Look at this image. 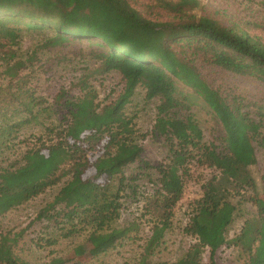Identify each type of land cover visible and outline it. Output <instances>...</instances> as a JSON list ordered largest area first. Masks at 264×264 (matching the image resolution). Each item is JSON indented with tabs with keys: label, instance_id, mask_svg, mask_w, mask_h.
<instances>
[{
	"label": "trees",
	"instance_id": "obj_1",
	"mask_svg": "<svg viewBox=\"0 0 264 264\" xmlns=\"http://www.w3.org/2000/svg\"><path fill=\"white\" fill-rule=\"evenodd\" d=\"M195 5L197 0H178L169 6L182 11ZM20 20L27 27L51 28L55 33L51 44L98 39L96 44L105 48L99 55L103 68L118 71L124 87L107 103L97 101L88 85H82L81 95L76 97L62 87L51 104L41 106L38 98L20 85H0V102L7 95L0 103V148L8 144L13 129L5 121L7 112L37 116L56 107L62 116L57 125L45 128L46 139L38 137L25 151L22 162L0 167V215L66 177L37 217L62 223L63 236L86 227L92 246L114 248L139 230L136 219L113 225L120 216L123 196L137 197L139 175L126 176L123 169L139 161L158 173V187L144 197L142 215L152 219L138 261L144 264L170 227L173 208L182 197L193 162L214 172L201 185L202 195L194 201L183 228L194 242L178 264H199L205 248L210 264H217L215 254L227 244L225 234L238 210L237 202L244 200L247 190L257 193L250 166L256 163L253 141L264 147V121L247 110L249 101L237 94L223 95L204 79L194 59L264 81V43L206 15L177 22L152 21L129 0H0V53L4 71L11 76L23 65L11 63L15 52L7 48L17 44L19 33L12 23ZM176 48L190 50V54L181 55ZM178 83L191 88L221 125L219 143L205 142L197 121L191 114L181 113L189 103L180 96ZM138 85L145 89L146 99H158L151 133L163 136L168 143L167 158L158 165L142 159V146L134 140L133 119L124 112ZM90 166L94 173L85 176ZM261 201L258 213L246 218L232 239L244 254L243 264H264V199ZM17 239L9 232L0 234V264H30L15 255Z\"/></svg>",
	"mask_w": 264,
	"mask_h": 264
},
{
	"label": "rangeland",
	"instance_id": "obj_2",
	"mask_svg": "<svg viewBox=\"0 0 264 264\" xmlns=\"http://www.w3.org/2000/svg\"><path fill=\"white\" fill-rule=\"evenodd\" d=\"M177 1L129 0V3L143 17L157 22H177L187 19L188 16H211L224 25L235 27L264 43V0H197V5L185 6L182 11L169 6ZM12 24L17 27L19 37L17 44L7 46L15 52L11 63L19 61L23 65L20 64L11 76L4 71L5 65L0 53V85L9 82L10 85H20L22 89H27L38 98L41 106L51 104L62 87L69 96L76 97L81 95L80 87L88 85L100 103L115 99L122 91L124 81L119 72L105 70L102 66L99 55L105 48L96 44L98 39L82 38L51 44L50 40L55 34L51 28L40 30L27 27L24 20ZM176 51L181 55L190 54V50L182 51L176 48ZM194 60L204 79L223 95L237 94L249 101L251 106L247 110L257 120L262 116L264 121V81L205 63L199 57ZM178 91L180 96L185 97L184 103H189V106L181 108V113H189L197 121L205 142L219 143L222 128L210 109L191 88L178 83ZM6 97L7 95L2 96V102ZM157 104L158 99H146L145 89L138 85L124 106L125 114L133 119L134 140L142 146V159L150 165L164 162L168 155L166 139L151 133ZM61 117V112L57 111L56 107H52L48 112L40 111L37 116H15L12 113L8 115L7 112L5 121L13 129L8 135V144L0 148V167L22 162L25 151L38 142V137L46 139L45 128L57 125ZM261 130L264 131V122ZM253 145L256 163L250 166V171L257 185V193L245 191L244 200L239 203L237 198H234L238 210L225 234L227 244L216 251L217 264H243L244 254L239 247L232 244V239L240 233L244 220L258 213L261 200L264 199V147L255 141ZM123 172L126 176L139 175L135 181L137 197L129 198L125 192L120 216L113 225L121 226L136 219L140 226L136 235L126 238L120 245L114 248L94 247L87 239L86 227L72 235L63 236L65 230L61 228L62 223L56 225L37 217L41 208L52 201L66 177L23 204L1 214L0 234H15L18 239L13 251L30 264H138L152 224L148 214L142 215L144 197L158 187V173L152 166L143 167L139 161L124 167ZM213 172L212 168L198 166L192 162L190 175L184 180L182 197L173 208L170 227L165 231L161 244L144 264H178V260L185 256L194 238L186 234L183 228L193 212L194 201L202 195L201 185ZM93 173L94 169L90 166L85 176ZM112 185L115 187L116 181ZM48 240L53 242L49 243ZM199 264H210L208 248L203 251Z\"/></svg>",
	"mask_w": 264,
	"mask_h": 264
}]
</instances>
